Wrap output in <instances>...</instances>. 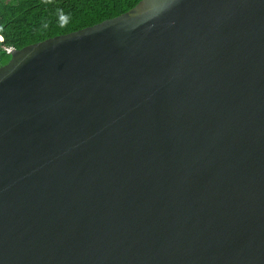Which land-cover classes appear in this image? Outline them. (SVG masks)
Returning <instances> with one entry per match:
<instances>
[{
    "label": "water",
    "instance_id": "1",
    "mask_svg": "<svg viewBox=\"0 0 264 264\" xmlns=\"http://www.w3.org/2000/svg\"><path fill=\"white\" fill-rule=\"evenodd\" d=\"M0 264H264V0H140L12 50Z\"/></svg>",
    "mask_w": 264,
    "mask_h": 264
},
{
    "label": "trees",
    "instance_id": "2",
    "mask_svg": "<svg viewBox=\"0 0 264 264\" xmlns=\"http://www.w3.org/2000/svg\"><path fill=\"white\" fill-rule=\"evenodd\" d=\"M140 0H0V67L19 50L132 9Z\"/></svg>",
    "mask_w": 264,
    "mask_h": 264
},
{
    "label": "built area",
    "instance_id": "3",
    "mask_svg": "<svg viewBox=\"0 0 264 264\" xmlns=\"http://www.w3.org/2000/svg\"><path fill=\"white\" fill-rule=\"evenodd\" d=\"M6 51L10 54V52L12 51V49H7Z\"/></svg>",
    "mask_w": 264,
    "mask_h": 264
}]
</instances>
